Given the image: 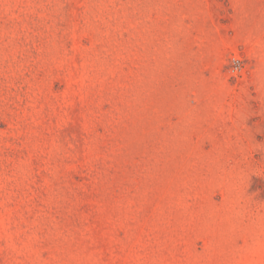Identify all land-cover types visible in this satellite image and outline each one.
Wrapping results in <instances>:
<instances>
[{
	"label": "rangeland",
	"instance_id": "rangeland-1",
	"mask_svg": "<svg viewBox=\"0 0 264 264\" xmlns=\"http://www.w3.org/2000/svg\"><path fill=\"white\" fill-rule=\"evenodd\" d=\"M0 264H264V0H0Z\"/></svg>",
	"mask_w": 264,
	"mask_h": 264
},
{
	"label": "built area",
	"instance_id": "built-area-1",
	"mask_svg": "<svg viewBox=\"0 0 264 264\" xmlns=\"http://www.w3.org/2000/svg\"><path fill=\"white\" fill-rule=\"evenodd\" d=\"M237 62L238 63H236L235 68H241V64H240L239 60H237Z\"/></svg>",
	"mask_w": 264,
	"mask_h": 264
}]
</instances>
